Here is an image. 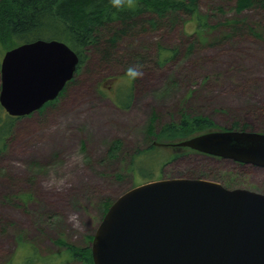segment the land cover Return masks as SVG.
Returning <instances> with one entry per match:
<instances>
[{
  "label": "rangeland",
  "instance_id": "rangeland-1",
  "mask_svg": "<svg viewBox=\"0 0 264 264\" xmlns=\"http://www.w3.org/2000/svg\"><path fill=\"white\" fill-rule=\"evenodd\" d=\"M195 3L202 21L169 12L120 39L104 65L87 48L65 89L38 110L11 118L0 106V264H28L34 250L37 264H89L81 248H90L105 208L151 180L202 178L264 193V166L154 135L181 113L212 119L217 127L206 131L264 133V8ZM137 65L143 75L130 80L125 70ZM129 95L126 108L117 104ZM151 144L157 150L148 151Z\"/></svg>",
  "mask_w": 264,
  "mask_h": 264
},
{
  "label": "water",
  "instance_id": "water-1",
  "mask_svg": "<svg viewBox=\"0 0 264 264\" xmlns=\"http://www.w3.org/2000/svg\"><path fill=\"white\" fill-rule=\"evenodd\" d=\"M79 58L64 41L37 38L4 51L0 105L29 114L58 96ZM264 166V133L209 130L171 143ZM92 264H264V193L202 178L133 186L107 208L90 242Z\"/></svg>",
  "mask_w": 264,
  "mask_h": 264
},
{
  "label": "trees",
  "instance_id": "trees-1",
  "mask_svg": "<svg viewBox=\"0 0 264 264\" xmlns=\"http://www.w3.org/2000/svg\"><path fill=\"white\" fill-rule=\"evenodd\" d=\"M195 1L135 0L136 7L129 9L114 7L111 0H0V44L11 48L12 45L37 38L58 39L66 42L78 55L77 69L83 61L87 48L93 49L97 64L104 65L110 61L112 54L117 50V42L120 39L138 33L146 25H155L159 19L169 15V12H178L180 9L188 10L192 12L191 16L195 18V21H202L195 12ZM253 4L264 8V0H236V9L241 10ZM151 13L155 14V17H146ZM160 52L163 50L160 49ZM129 98L130 95L124 102L120 100L116 102L126 108L130 101ZM50 102L52 101H47L43 106ZM7 125L2 137L8 133L10 123ZM212 127L217 126L207 116L181 113L177 122L171 121L161 126L156 133L154 132V135L161 142H169L205 132ZM150 128L147 130L152 133L153 130ZM116 147L117 145L114 144L112 154ZM147 149L152 151L157 150V147L151 144ZM107 208L108 206L104 212ZM67 249L77 250L71 246ZM81 249L88 253V255L84 254L82 259L92 264L90 248ZM31 254L26 261L28 264H37L33 262V259L42 258L36 255L35 250ZM80 254H82L81 250ZM72 255L74 257L78 254L73 253ZM44 263L49 264L45 259ZM5 264H11V262Z\"/></svg>",
  "mask_w": 264,
  "mask_h": 264
},
{
  "label": "clouds",
  "instance_id": "clouds-1",
  "mask_svg": "<svg viewBox=\"0 0 264 264\" xmlns=\"http://www.w3.org/2000/svg\"><path fill=\"white\" fill-rule=\"evenodd\" d=\"M111 3L114 7H117V8L127 7L129 9H134L136 7L135 0H111ZM125 75H127L130 78V80H133V81L142 77L143 75L142 66L140 65H137L135 67L129 66L125 70ZM42 186L48 190H51L54 187L53 183L50 181H42ZM57 190H60V189L57 187Z\"/></svg>",
  "mask_w": 264,
  "mask_h": 264
},
{
  "label": "flooded vegetation",
  "instance_id": "flooded-vegetation-1",
  "mask_svg": "<svg viewBox=\"0 0 264 264\" xmlns=\"http://www.w3.org/2000/svg\"><path fill=\"white\" fill-rule=\"evenodd\" d=\"M11 117V116H10Z\"/></svg>",
  "mask_w": 264,
  "mask_h": 264
}]
</instances>
